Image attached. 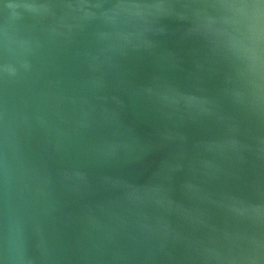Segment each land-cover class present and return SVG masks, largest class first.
<instances>
[{"label":"water","instance_id":"1","mask_svg":"<svg viewBox=\"0 0 264 264\" xmlns=\"http://www.w3.org/2000/svg\"><path fill=\"white\" fill-rule=\"evenodd\" d=\"M0 264H264V0H0Z\"/></svg>","mask_w":264,"mask_h":264}]
</instances>
